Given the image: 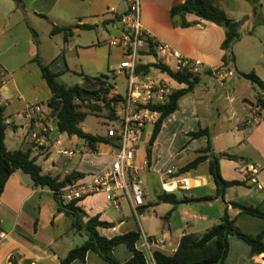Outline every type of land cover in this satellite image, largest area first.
Returning <instances> with one entry per match:
<instances>
[{
	"label": "crops",
	"instance_id": "0c3cea01",
	"mask_svg": "<svg viewBox=\"0 0 264 264\" xmlns=\"http://www.w3.org/2000/svg\"><path fill=\"white\" fill-rule=\"evenodd\" d=\"M23 1L26 4L25 9L18 7L10 0H0V104L6 109L8 124L6 147L11 152H30L31 157L37 160V164L42 167L45 174L65 179L75 172L84 175L78 180H88L89 174L102 172L111 165L115 154L114 149L108 145L99 144L96 151L100 153H96L91 151L78 137L62 134L61 141L64 147L76 148L79 141H82L81 155L87 156L85 153L90 152L98 154L99 157L97 160L92 158L96 161L95 163L88 161L90 169L81 165L84 162L83 157H80L81 161L75 165L59 164L52 159L51 155L33 149L31 138L36 128L28 124L23 114L31 103L42 104L44 110L50 113L47 104L52 94L42 77L40 65L48 66L52 70V66L59 61L61 56L67 62V55L73 48H76L75 51H78L77 48L80 46L91 48L96 43H109L112 37L120 36L122 30L120 19L127 13L128 2L127 0ZM140 1L142 25L150 36L171 45L183 55L204 60L211 68L225 67L222 61L224 51L221 49L226 37L224 28L199 20L192 14L186 17L187 21L193 24L191 27L182 28L174 25L170 18V10L185 0ZM202 23L205 24L202 25ZM84 26L92 27L84 28ZM66 27L74 28L70 33L52 34L54 28ZM84 33L90 36L87 41L82 42ZM71 44L74 45L71 46ZM197 53L198 56H196ZM62 70L53 71V73L61 75ZM235 75L236 70L235 74L226 80V84L220 86L221 91L211 89L208 82L201 81L199 86H204V88L198 89V87V90L182 98L178 111L165 120L158 135V157L154 156V161L148 165L146 153L142 160L138 157L139 149L135 166L140 169V175L143 172L148 176L156 174L162 181L164 176V179L166 178V170L171 168L163 167L161 155V135L167 123L170 120L174 123L173 119H176L171 130L178 129L177 132L186 138L191 137L192 133L207 130L214 152L234 157L232 159L223 157L220 160L223 179L246 183L243 186L228 188L226 202L242 203L257 207L264 212V111L257 106L247 105L246 110L243 108L237 110L234 107L238 98L235 96V90L228 89L227 84ZM209 76H205L204 80ZM58 78L59 76L57 80ZM83 82L84 80H81L80 85ZM224 101L232 107L233 113L230 114L229 108L224 112L221 111L219 106L225 105ZM222 113L225 117L221 120ZM228 125L231 126L230 129ZM191 138L193 146L197 145L195 160L199 155V150L206 146L207 137ZM226 141L232 142L231 147H221V144ZM201 165L206 166L207 173H200ZM201 165L182 173L186 178L191 179L193 187L189 192L193 193L181 197L177 195L180 199L216 196L217 189L209 174V163L205 162ZM185 166L175 167L182 170ZM251 166H260L255 174L256 182L246 177V173L251 175L249 171ZM190 172L194 174L193 178L189 177ZM23 175L26 174L17 171L10 177L0 200V231L8 235L6 240L0 242V264H25L26 262L60 264L69 252L76 248L60 244V242L63 243L65 237H70L71 232L76 231L72 227V220L65 213L58 211V204L51 190L36 187L32 179L31 181L26 180ZM163 181L162 186L166 183ZM162 191H165L163 187ZM78 207L84 212V222L99 216L101 221L113 224L111 229H107L111 230L108 235H103L101 232L103 228H98L100 235L108 239L128 232L144 231L140 223L139 226L129 222L131 215L124 214L123 206L121 212H117L112 207L117 214L123 213V215H116L111 219L107 213L110 208L104 194L86 197L78 203ZM159 207H164V218L167 224L159 229L160 237H158L167 240L168 251L166 253L170 255L176 252L184 236L202 235L216 225L222 216V206L219 200L186 203L177 207L162 201ZM229 209L236 220L237 227L242 232L252 236L264 233V219L241 214L231 207ZM136 220L139 222L140 217ZM148 235L157 237L153 234ZM229 243L227 264H264V255L252 254L251 248L244 241L232 237ZM113 255L120 263L129 261L133 256L125 245L116 247ZM71 264L108 263L100 255L90 251L84 261L76 260Z\"/></svg>",
	"mask_w": 264,
	"mask_h": 264
},
{
	"label": "trees",
	"instance_id": "16d2710c",
	"mask_svg": "<svg viewBox=\"0 0 264 264\" xmlns=\"http://www.w3.org/2000/svg\"><path fill=\"white\" fill-rule=\"evenodd\" d=\"M218 0H185L183 3L175 5L170 10V18L174 25L182 28H189L193 24L188 22L186 17L192 14L199 20L223 27L226 31V37L221 45L223 51H232L233 46L240 41V36L237 33L239 23L231 21L226 13L217 6ZM264 23V21H263ZM92 26H84V28H91ZM74 27L54 28L52 34L59 32H71ZM224 66L230 64L229 61H234L233 54H225L222 58ZM42 77L48 84L51 91V98L48 101L49 112L57 118V133L67 134L70 137L76 136L83 140L86 146L93 152L99 144L111 143L110 138L106 136H95L86 133L82 129V124L88 115L103 116L109 121H116L118 119V109L121 107V97L113 95L111 91L114 89L109 83L108 75H101L97 77H84L82 85H75L74 87H67L58 82L55 73H53L48 66L40 65ZM211 75V72H208ZM246 79L257 83L264 89V82L261 81L255 73L244 74ZM180 83H185L186 87L176 91L171 101L160 108L162 113L161 118L157 122L154 131L149 139L146 149L147 163L150 165L152 151L151 148L160 134L165 120L173 115L179 109V102L182 98L190 93H193L201 83V77L193 79L177 77ZM96 84L94 90H91L85 85ZM109 83L108 87L105 84ZM99 88V89H98ZM89 90L96 94V100L91 101L83 97L82 91ZM256 106L264 111V95H260L257 99ZM8 124L6 122V109L0 104V200L4 193L6 184L10 177L17 171L30 176L36 187L47 188L54 191L53 195L58 204V211L65 213V215L72 220V227L76 231H84L87 234L86 241L79 247L71 250L66 258L60 264H71L76 260L84 261L88 252L93 251L100 255L108 264H148L143 253L136 249V244L140 239V232H128L126 234L116 236L108 239L98 232V228H111L113 224L100 220L99 216L90 218L87 222L83 221L84 212L78 207L81 200L64 204L58 192L67 186L68 182L73 179H81L83 174L73 172L65 179L59 176H51L45 174L37 160L31 157L30 152L14 151L11 152L6 147V131ZM207 137V143L204 148L198 152V157L185 166L180 173L188 172L192 169L198 168L201 164L209 163V174L217 189L215 197L210 198H182L180 199L176 194L162 192L159 195L161 201L172 204L174 207L193 202L214 201L219 200L222 206V216L219 222L212 226L202 235L190 234L181 239L178 249L173 254L157 251L154 254L156 264H227L226 260L230 250L229 240L232 237L244 241L251 248L254 255H264V233L258 236L248 235L242 232L236 225L235 218L231 215L229 207L238 210L241 214L250 215L257 218L264 219V212L257 207L248 206L237 202H226V191L233 186L246 185L245 182L226 181L223 179L220 170V160L223 157L229 159L234 158L228 154H216L214 152L213 143L209 137L207 130H200L192 133L191 137L194 139L200 137ZM125 245L130 249L133 256L125 262L120 263L113 255L116 247ZM25 264H30L26 262Z\"/></svg>",
	"mask_w": 264,
	"mask_h": 264
},
{
	"label": "built area",
	"instance_id": "2783aa9c",
	"mask_svg": "<svg viewBox=\"0 0 264 264\" xmlns=\"http://www.w3.org/2000/svg\"><path fill=\"white\" fill-rule=\"evenodd\" d=\"M127 2V13L120 19L121 34L112 37L108 43L110 47L121 49L123 60L116 71L125 75L128 82L124 96L115 89L111 91L113 95L121 97V107L117 112L118 119L114 121L117 128L108 129L107 137L111 143L101 144L114 149L113 162L88 180L69 183L57 194L64 204L95 194H104L117 212L122 211V203L126 202L132 216L138 219L139 211L145 206L146 194L140 169L135 166L137 152L142 144L149 142L147 137L150 139L162 115L160 108L171 101L176 91L186 87L177 77L193 79L211 72L220 84H224L235 74V69H228V66L211 68L204 60L183 55L171 45L154 39L142 25L141 1ZM23 117L36 128L31 138L35 151L48 155L54 152L64 158H73L76 155L75 148L63 146L62 134L57 133V118L46 112L42 104H29ZM149 127H152L150 133ZM259 169L260 166H251V175L246 173V177L256 182L255 174ZM180 171L175 166L166 170L168 182L163 184V190L172 193L192 189L191 179L186 178ZM51 192L55 194L54 191ZM7 237V233L0 231V242ZM136 249L144 254L148 264H156L155 252H167L168 243L165 238L150 236L141 231Z\"/></svg>",
	"mask_w": 264,
	"mask_h": 264
},
{
	"label": "rangeland",
	"instance_id": "374dc122",
	"mask_svg": "<svg viewBox=\"0 0 264 264\" xmlns=\"http://www.w3.org/2000/svg\"><path fill=\"white\" fill-rule=\"evenodd\" d=\"M217 6L226 13L231 21L239 23V26L237 27V33L241 38L240 41L233 46L232 51H224V55L233 54L234 61L229 62H232L231 67L234 65L232 68H236L235 77L227 84L228 89L235 90V96L238 98V101L236 104H234V107L239 110V108L245 109L247 105L256 106L258 97L260 95H264V89H262L257 83L246 79L244 74L255 73L256 76L264 82V0H218ZM204 24L205 23H202V25ZM89 36L90 35H88V33H84L82 42L87 41ZM73 45L74 44H71V46ZM75 50L76 48H73L71 52L68 53V63L65 61L64 57L61 56L59 61L54 64V66H52V70L50 69L52 72H57L60 69H63L61 75H58V82L68 87H74L75 85H80V81L84 80L85 76L97 77L101 75H108L110 78V84L113 86L115 91L121 96L125 95L128 83L127 78L125 75H120L116 71L118 65L123 60L121 49L110 47L108 42H102L100 44L96 43L91 48H86L85 46L81 48L80 46L77 48L78 51ZM198 55L199 54L197 53L196 56ZM205 74L207 75L203 74L201 76V81L208 82V84H210L208 86L211 89H219L221 91L222 89L220 86H223V84H220L214 77L209 76L208 72ZM205 76L209 77L204 80ZM85 87L94 90L96 84L92 83L90 85H85ZM198 87V89L204 88V86ZM224 103L225 105L219 106L221 111L224 112L225 109L229 108L230 114L233 113L231 110L232 107L229 106L228 102L224 101ZM222 114L223 115H221L220 118L221 120L225 117V114ZM173 120L174 123L172 120L167 123V126H165L163 134L161 135V155L163 158V167L165 168L172 166L183 167L186 164L192 162L196 157L195 148H197V145L193 146V142L191 141L193 139L191 137L186 138V136L183 134L178 133V129L171 130V127L173 124H175L176 119ZM81 127L89 134L95 136H106L108 129L111 127L117 128V124L115 122L109 121L103 116L90 114ZM228 128L230 129L231 126L228 125ZM151 131L152 127H149L148 133ZM147 141H149V137H147ZM231 144V141H226L221 144V147L229 148L231 147ZM66 145L68 146V143ZM82 145V141H79L77 149L75 148L76 155L71 159L61 157L54 152L52 153L51 157L53 160H55V162L59 164H67L68 166L75 165L77 162L81 161L80 157H83L84 162H82L81 165H85L87 169H90L88 166V163L90 162L88 161L90 160L95 163L96 161H94L92 158L97 160L99 155L90 152L85 153L87 156H84V154L81 155V149L83 147ZM147 146L148 142L141 145L140 152L138 153L140 160H142L143 156L145 155V149H147ZM151 151V161H154V156L158 157V140L155 141ZM199 171L200 173H207L206 166L201 165ZM94 174L97 173L89 174V176ZM188 175L191 178L194 177L192 172H190ZM23 176H25L26 180L31 181V178L28 175ZM141 176L146 196L145 207L139 211V215H141L139 222L135 219V217L132 216V213L126 203H122L123 211L124 214L131 215L129 222L132 224H138L139 226L141 224L146 233L160 237V234L158 235L159 229L162 227V225L167 224L164 218V207L158 208V205L162 202L159 198V195H161L163 192L161 184L165 176L162 178V181L159 180V177L156 174L148 176L147 173L143 172ZM165 179L163 182H168V180ZM192 193L193 192L189 191H178L176 192V195L181 197L184 195H190ZM108 206L110 210L107 213L111 219L116 217V215H123V213L117 214L112 209V203H108ZM107 229L109 228H103L101 230L103 235H108V233L111 231H108ZM86 239V232L74 231L70 233V237H65L63 243L60 242V244L75 248L81 246L86 241Z\"/></svg>",
	"mask_w": 264,
	"mask_h": 264
},
{
	"label": "water",
	"instance_id": "95a60500",
	"mask_svg": "<svg viewBox=\"0 0 264 264\" xmlns=\"http://www.w3.org/2000/svg\"><path fill=\"white\" fill-rule=\"evenodd\" d=\"M12 1L14 4H16L18 7H21L22 9L26 8V4L23 0H10ZM82 95L85 98L90 99L91 101H95L96 100V94L94 92H91L89 90H83L82 91ZM76 181V179H73L72 182ZM70 182H68L67 184H69Z\"/></svg>",
	"mask_w": 264,
	"mask_h": 264
}]
</instances>
